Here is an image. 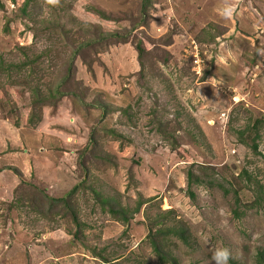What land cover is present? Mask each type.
<instances>
[{
    "label": "rangeland",
    "instance_id": "obj_1",
    "mask_svg": "<svg viewBox=\"0 0 264 264\" xmlns=\"http://www.w3.org/2000/svg\"><path fill=\"white\" fill-rule=\"evenodd\" d=\"M152 241L264 252V0H0V264H172Z\"/></svg>",
    "mask_w": 264,
    "mask_h": 264
},
{
    "label": "trees",
    "instance_id": "obj_2",
    "mask_svg": "<svg viewBox=\"0 0 264 264\" xmlns=\"http://www.w3.org/2000/svg\"><path fill=\"white\" fill-rule=\"evenodd\" d=\"M29 2V1H28ZM26 4V3H25ZM27 5V4H26ZM93 44V40H88L84 43H82L80 45V50L81 48H84L86 46L90 47L92 46ZM79 49L76 50L74 53H73V56L72 58L70 59L71 62H70V66H74V58L76 55H79V52L80 51ZM61 85H59L58 88H56L52 94H50L48 97L47 96H43L42 93H41V90L38 89V88H35L33 90V96H34V99H33V104L36 106V105H41V106H45V105H56L58 102H60V98H63L65 96L68 95V93H65V92H62L61 90ZM58 94V97L57 95ZM32 117L30 118V122L32 123ZM162 129V128H161ZM163 130V129H162ZM239 135H243V133H240ZM254 149L257 150L258 149V145L254 144ZM80 161V160H79ZM78 161V162H79ZM16 171V170H15ZM17 172V171H16ZM75 189H77V187L75 186V188L70 192L69 196L73 194V192L75 191ZM49 201L51 202L50 206L52 207H56L58 205H62L65 209L67 210H71V204H70V200H71V197L70 199L69 198H53L51 196H47ZM146 202H143L140 200V202L137 204V206L135 207V209L132 211V214H136V213H139L141 207L145 204ZM103 204H107L106 200H104ZM74 213L76 212L75 210H72ZM108 212L115 216V217H120L124 223H129L130 222V219H129V214L127 211H125V209H121V210H116L114 208H110L108 209ZM74 223L76 224L77 227H80L81 226V222L77 219V216L75 214V217H74ZM183 229H180V230H174V229H160V230H157L156 233L157 235H163V234H174L180 238H184L183 236ZM153 242V245H154V250L155 252L159 255L160 259L162 262H166L167 261V258L170 257L171 261H172V264H177L176 260L174 258H172L170 256L169 253H166L165 250H163V248H161L158 243ZM230 264H238L237 262H235L234 260H231L230 261ZM257 264H264V252H260L257 254Z\"/></svg>",
    "mask_w": 264,
    "mask_h": 264
},
{
    "label": "clouds",
    "instance_id": "obj_3",
    "mask_svg": "<svg viewBox=\"0 0 264 264\" xmlns=\"http://www.w3.org/2000/svg\"><path fill=\"white\" fill-rule=\"evenodd\" d=\"M235 9L231 6L224 7L219 10V14L226 19H230L234 14ZM230 252L227 248L217 247L213 250V264H229Z\"/></svg>",
    "mask_w": 264,
    "mask_h": 264
},
{
    "label": "built area",
    "instance_id": "obj_4",
    "mask_svg": "<svg viewBox=\"0 0 264 264\" xmlns=\"http://www.w3.org/2000/svg\"><path fill=\"white\" fill-rule=\"evenodd\" d=\"M195 51H198V52H195V55H194V58H193V61L194 63L198 66L199 69H201V58H200V52H199V48L195 47ZM201 73V70L200 72Z\"/></svg>",
    "mask_w": 264,
    "mask_h": 264
}]
</instances>
